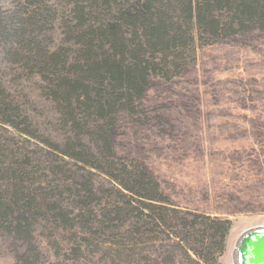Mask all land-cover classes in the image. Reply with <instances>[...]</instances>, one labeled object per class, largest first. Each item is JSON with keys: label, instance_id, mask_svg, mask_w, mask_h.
<instances>
[{"label": "trees", "instance_id": "obj_1", "mask_svg": "<svg viewBox=\"0 0 264 264\" xmlns=\"http://www.w3.org/2000/svg\"><path fill=\"white\" fill-rule=\"evenodd\" d=\"M57 2L16 0L10 11L0 5V43L6 57L36 74L40 92L70 136L64 145L36 139L28 118L0 86V128L39 140L43 144L39 155L45 158L32 161V154H24L18 146L10 151L0 148V232L30 239L29 229L39 217L56 223L68 215L63 216L60 206L66 194L75 197L78 207L77 215L66 217V222L113 229L127 223L128 234L150 228L149 233L166 234L175 242L173 249L191 253L195 258L191 264H214L224 252L230 223L182 214L145 172L114 163L113 130L121 114L136 113L153 74L166 75L184 61L192 51L194 33L226 40L264 31V0ZM51 168L56 180L52 188L43 173ZM72 169L81 171V182ZM93 172L112 183L107 199L115 202L108 203L106 211L91 205ZM61 187L65 191H58ZM134 249L127 251L126 260H131Z\"/></svg>", "mask_w": 264, "mask_h": 264}, {"label": "rangeland", "instance_id": "obj_2", "mask_svg": "<svg viewBox=\"0 0 264 264\" xmlns=\"http://www.w3.org/2000/svg\"><path fill=\"white\" fill-rule=\"evenodd\" d=\"M14 1L0 0V5L10 11ZM59 36L56 27L55 44ZM194 38L192 51L177 68L166 75L153 74L136 113L118 118L112 136L114 163L145 172L182 214L228 221L224 252L214 264H234L240 235L264 227V31L226 40L195 33ZM0 86L28 118L36 139L65 144L68 131L40 92L36 74L6 57L1 43ZM36 139L0 128V148L10 151L18 146L24 154H32V161L43 162L38 148L43 144ZM82 140L94 148L88 139ZM73 170L78 179L81 171ZM51 171L43 172L50 188L56 186ZM90 185L91 205L100 206L97 211L109 209L108 203L115 202L107 199L113 189L110 180L93 172ZM75 201L63 194V216L77 215ZM64 219L55 223L39 217L29 229L30 239L0 232V264H136V260L137 264H191L195 259L176 246L173 249L175 242L166 234L149 233L150 228L128 234L127 223L113 229ZM129 249L134 255L126 260Z\"/></svg>", "mask_w": 264, "mask_h": 264}, {"label": "water", "instance_id": "obj_3", "mask_svg": "<svg viewBox=\"0 0 264 264\" xmlns=\"http://www.w3.org/2000/svg\"><path fill=\"white\" fill-rule=\"evenodd\" d=\"M234 264H264V227L240 235L234 249Z\"/></svg>", "mask_w": 264, "mask_h": 264}]
</instances>
